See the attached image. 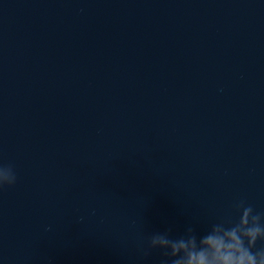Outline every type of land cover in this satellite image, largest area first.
<instances>
[{
  "label": "water",
  "instance_id": "95a60500",
  "mask_svg": "<svg viewBox=\"0 0 264 264\" xmlns=\"http://www.w3.org/2000/svg\"><path fill=\"white\" fill-rule=\"evenodd\" d=\"M0 166V264H171L151 237L264 213V0H0Z\"/></svg>",
  "mask_w": 264,
  "mask_h": 264
},
{
  "label": "clouds",
  "instance_id": "9594fccd",
  "mask_svg": "<svg viewBox=\"0 0 264 264\" xmlns=\"http://www.w3.org/2000/svg\"><path fill=\"white\" fill-rule=\"evenodd\" d=\"M15 182L13 169L0 166V187ZM235 211L239 214L235 225L214 223L198 243L191 235L174 241L154 236L149 239L148 248L167 247L171 264H264V249L253 251L257 241H264V213L254 214L253 208L243 201L235 205Z\"/></svg>",
  "mask_w": 264,
  "mask_h": 264
}]
</instances>
